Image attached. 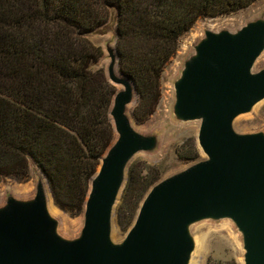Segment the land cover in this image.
Instances as JSON below:
<instances>
[{
    "label": "water",
    "instance_id": "obj_1",
    "mask_svg": "<svg viewBox=\"0 0 264 264\" xmlns=\"http://www.w3.org/2000/svg\"><path fill=\"white\" fill-rule=\"evenodd\" d=\"M193 49L173 82L172 114L199 121L195 140L203 157L153 184L123 239L112 241L127 165L155 149L157 137L131 124L126 108L136 90L106 46L105 74L119 87L109 110L115 138L90 180L80 233L59 235L39 179L32 198L9 196L0 206V264H188L189 227L206 219L230 220L241 235L243 264H264V133L233 128L238 115L264 99V67L253 71L264 49V18L235 32L206 30Z\"/></svg>",
    "mask_w": 264,
    "mask_h": 264
},
{
    "label": "trees",
    "instance_id": "obj_2",
    "mask_svg": "<svg viewBox=\"0 0 264 264\" xmlns=\"http://www.w3.org/2000/svg\"><path fill=\"white\" fill-rule=\"evenodd\" d=\"M256 0H0V181H22L33 163L54 205L81 214L92 176L115 138L109 116L116 87L99 67L103 51L87 35L113 24L118 71L133 83L136 121L157 107L163 71L180 37L199 18ZM196 160L188 137L175 149ZM161 172L129 164L116 210L128 230Z\"/></svg>",
    "mask_w": 264,
    "mask_h": 264
},
{
    "label": "rangeland",
    "instance_id": "obj_3",
    "mask_svg": "<svg viewBox=\"0 0 264 264\" xmlns=\"http://www.w3.org/2000/svg\"><path fill=\"white\" fill-rule=\"evenodd\" d=\"M257 18H264V0H256L247 8L228 15L199 18L192 28L180 37L178 49L163 71L160 81V100L152 115L145 121H136L133 110L137 104V94L133 102L126 108L131 124L139 133L154 134L157 137L155 149L149 152L136 153L128 165L145 163L153 166L155 171L161 172L160 179H162L203 157L200 151L199 157L192 161L181 160L176 156L175 149L182 141L188 137L195 138L199 121L179 122L175 120L172 114L173 82L178 77L183 62L193 54L195 44L203 38L206 30L235 32L247 22ZM113 28V24L109 23L101 31L87 35V39L103 51V58L99 62V67L104 71H106L109 63L106 46L113 49L115 46ZM263 67L264 49L256 58L253 71L256 72ZM116 70H118L117 65ZM233 128L238 133H264V99L258 102L250 112L238 115L233 121ZM39 179L43 183L48 211L57 221L59 235L67 239L78 236L83 226V214L71 215L54 205L45 178L31 162L29 163L28 176L24 180L16 181L11 178H3L0 181V206L5 203L9 196L22 200L32 198ZM120 201L121 193L115 204L111 223V239L114 242L121 241L127 232L118 224L116 219V210ZM189 230L194 241V248L188 264H243L244 250L241 235L230 220H201L193 223Z\"/></svg>",
    "mask_w": 264,
    "mask_h": 264
}]
</instances>
